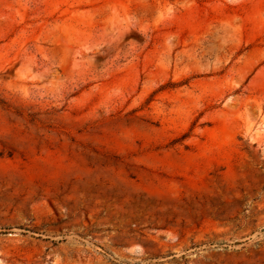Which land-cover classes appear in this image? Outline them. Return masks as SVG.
Wrapping results in <instances>:
<instances>
[{"label":"rangeland","instance_id":"obj_1","mask_svg":"<svg viewBox=\"0 0 264 264\" xmlns=\"http://www.w3.org/2000/svg\"><path fill=\"white\" fill-rule=\"evenodd\" d=\"M0 264H264V0H0Z\"/></svg>","mask_w":264,"mask_h":264}]
</instances>
